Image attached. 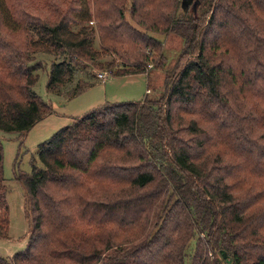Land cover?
Listing matches in <instances>:
<instances>
[{"label": "trees", "instance_id": "1", "mask_svg": "<svg viewBox=\"0 0 264 264\" xmlns=\"http://www.w3.org/2000/svg\"><path fill=\"white\" fill-rule=\"evenodd\" d=\"M3 1L0 130L20 136L55 111L33 89L38 52L63 55L46 88L71 98L96 79L63 90L82 68L164 67L149 31L185 40L161 96L103 102L39 143L43 165L16 174L30 235L13 263L187 264L197 237L190 264H264V0ZM3 163L0 139V238Z\"/></svg>", "mask_w": 264, "mask_h": 264}, {"label": "rangeland", "instance_id": "2", "mask_svg": "<svg viewBox=\"0 0 264 264\" xmlns=\"http://www.w3.org/2000/svg\"><path fill=\"white\" fill-rule=\"evenodd\" d=\"M1 2L4 1L0 0V5L2 6ZM14 2L18 5L21 0H14ZM195 2L196 0L190 1L188 8H192ZM128 5H130V2ZM180 9L182 10V7ZM208 11H210V6ZM126 16L134 25L145 29L131 17L130 10L126 11ZM149 33L163 43L164 67L153 68L151 65V67H148L150 68L149 72L124 76H113L106 69L93 68V66H90L86 71L82 68L77 71L73 80L65 85L63 90L76 85L77 79L83 73L90 76L96 73L94 74L96 79L87 91L71 98L49 92L46 88L52 61L55 59L60 60L63 55L58 57L46 52H38L36 54V61H40L43 67L37 71L38 79L33 89L41 98L52 104L55 110L54 113L56 110L58 113L56 112L54 116H52L53 113L46 116V119L44 118L43 121L38 122L25 136H20L18 132L0 130V139L4 147L3 174L5 177L4 182L7 185L6 198L9 204L10 217L8 237L0 238V264H14L13 255L18 251L24 250L29 240L30 227L25 214V188L16 179V174L19 172H30L33 164L43 165L39 157V143L48 139L59 128L71 122L73 115H82L93 106L104 101L140 100L146 95L148 86L151 89L149 95L152 97H159L164 93L165 72H174L176 70V64L185 48V40L177 32L149 31ZM94 41L95 46L99 48L98 33H95ZM108 58L111 57L109 56ZM100 71L108 72L105 80L99 78L98 73ZM196 240L197 237L190 243L187 264H190V257L195 253Z\"/></svg>", "mask_w": 264, "mask_h": 264}, {"label": "built area", "instance_id": "3", "mask_svg": "<svg viewBox=\"0 0 264 264\" xmlns=\"http://www.w3.org/2000/svg\"><path fill=\"white\" fill-rule=\"evenodd\" d=\"M91 22H93V21H91ZM107 73H108V72H106V71H100V72L98 73V76H99V78H101L102 80H105V78L107 77ZM147 91H150V89H148Z\"/></svg>", "mask_w": 264, "mask_h": 264}, {"label": "water", "instance_id": "4", "mask_svg": "<svg viewBox=\"0 0 264 264\" xmlns=\"http://www.w3.org/2000/svg\"><path fill=\"white\" fill-rule=\"evenodd\" d=\"M192 1V0H183V6L186 10H188V5H189V2ZM194 7H196V2L194 3Z\"/></svg>", "mask_w": 264, "mask_h": 264}, {"label": "crops", "instance_id": "5", "mask_svg": "<svg viewBox=\"0 0 264 264\" xmlns=\"http://www.w3.org/2000/svg\"><path fill=\"white\" fill-rule=\"evenodd\" d=\"M148 88H149V86H148ZM148 88H147V90H148ZM87 89H89V87H87L83 92H85V91H87ZM150 89V88H149ZM146 93H148V91L146 92ZM62 96H64V95H62ZM106 97V96H105ZM101 100V99H100ZM99 100V101H100ZM105 102V101H104ZM103 103V102H102ZM101 104V103H100ZM99 105V104H98ZM97 106V105H96ZM94 107V106H93ZM56 112L58 113V111L56 110ZM56 112L55 113H53V115L52 116H54L55 114H56ZM73 116H79V115H73ZM46 119V118H45ZM44 120V119H43ZM42 120V121H43ZM40 123V122H39ZM37 125V124H36Z\"/></svg>", "mask_w": 264, "mask_h": 264}]
</instances>
